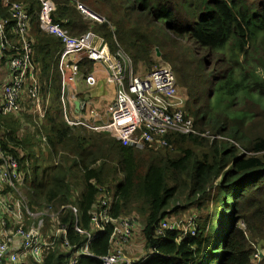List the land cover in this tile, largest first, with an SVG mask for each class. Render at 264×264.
I'll use <instances>...</instances> for the list:
<instances>
[{"label":"trees","instance_id":"obj_1","mask_svg":"<svg viewBox=\"0 0 264 264\" xmlns=\"http://www.w3.org/2000/svg\"><path fill=\"white\" fill-rule=\"evenodd\" d=\"M12 1L25 4L32 16L46 115L37 120L27 109L32 106L37 114L26 90L21 112L1 120L7 128L0 130V145L20 161L22 190L33 210L52 206L58 213L55 222L44 218V233L62 223L71 246L62 247L59 239L41 263H28L70 264L76 258L77 264H103L113 226L94 232L93 257L81 255L88 238L76 231L73 211L61 209L74 206L80 229L88 232L104 192L113 219L143 220L147 257L141 264H251L252 244H264V0H79L105 18L102 24L85 19L69 0H54V22L73 36L89 31L103 36L111 50L118 43L139 74L164 60L184 89V110L195 128L221 137L170 134L169 147L160 150L124 147L110 133L74 129L64 121L58 71L62 44L39 29L37 2ZM8 17V9L0 8V19ZM25 113L36 120L31 127L24 125L31 118ZM42 144L46 149H40ZM42 161L47 165L40 166ZM210 204L213 211L198 221L195 236L183 231L156 235L171 213Z\"/></svg>","mask_w":264,"mask_h":264},{"label":"built area","instance_id":"obj_2","mask_svg":"<svg viewBox=\"0 0 264 264\" xmlns=\"http://www.w3.org/2000/svg\"><path fill=\"white\" fill-rule=\"evenodd\" d=\"M85 19L99 24L105 18L92 12L79 0H69ZM40 10L34 14L39 19V29L42 33L54 37L62 44L58 56V71L61 77V105L64 121L74 129H84L89 132H107L121 142L124 147L145 148L157 150L169 147L167 137L170 134L196 135L206 137L208 132L200 133L193 118L184 110L185 100L179 95V85L172 67L168 64H155L151 71L139 74L131 56L117 44L111 50L109 42L98 34L89 31L81 36H73L61 23L54 22L53 15L57 11L54 0H34ZM0 8L8 9L9 17L0 19V63L4 62L9 71L7 83L1 89L0 130H4L1 120L21 112L22 96L27 90L29 98L40 120L46 115L41 97L40 70L34 62V39L31 36L32 16L25 4L12 0H0ZM91 63L92 68L85 71V64ZM105 73L106 81L112 85V96L107 105L94 98H82L99 86V75ZM84 87V94L79 95L78 86ZM79 102V108L76 103ZM214 138V137H213ZM220 139L221 137L218 136ZM2 187H8L17 196L18 220L22 224L18 228L5 227L0 237V262L20 264L18 251L12 250L16 239H20V248L25 256H32L40 263L55 242L62 239V247L70 249L67 241L68 229L62 223L52 226L51 234L44 233V218L54 222L58 213L52 206L40 208L37 211L30 206L24 195L23 177L20 171V161L6 153L0 145V192ZM97 209L93 211L91 229L82 231L79 227L78 210L70 208L75 216V229L84 234L88 242L80 254L93 257L89 247L94 240L95 231H104L107 226H113L110 239L111 250L102 259L103 264H134L123 247L129 243L134 232L133 222L128 218L117 220L111 217V204L104 192L98 199ZM11 205L0 194V209L9 214ZM33 221L26 224L24 217ZM196 217L191 218L188 226L181 229L177 223L164 219L157 227L156 235L165 237L169 232L183 231L196 235ZM241 227L246 229L244 223ZM254 252L251 264H263L264 244H252ZM33 259V260H34ZM142 262V261H141ZM70 264H77L76 258Z\"/></svg>","mask_w":264,"mask_h":264},{"label":"rangeland","instance_id":"obj_3","mask_svg":"<svg viewBox=\"0 0 264 264\" xmlns=\"http://www.w3.org/2000/svg\"><path fill=\"white\" fill-rule=\"evenodd\" d=\"M150 20H152V18H150ZM144 25H146V24L143 23V26ZM150 25L152 26L153 24L151 23ZM163 27L166 28V26H163ZM159 62H160V64H167L164 60H160ZM86 70L89 71V65H85V71ZM140 73L145 74V71H143L141 69V72ZM8 74H9L8 69H7V71L5 73H2L1 74V76H2V84L0 85V91H1L2 87L8 81V77H9ZM112 88H113L112 85H110L106 81V79H103L100 82V85L97 88H95L92 91V93H88V95H83L82 98L88 97L89 100L90 99H93L94 100V96H95L97 99H99V101L102 104L107 105L109 98L112 96ZM183 90L181 88H179V95L185 100V97L186 96H185V93H184ZM27 109H29L35 115V117H36L37 120H40L38 118V115L33 112L32 106H30V108L27 107ZM25 116H30L32 118V120H33V115H30L28 113H25ZM86 132H89V131H86ZM206 132H208V135L206 137H202V138L210 139L211 141L219 139L218 136L213 135L210 130H208ZM90 133H92V132H90ZM94 133H97V132H94ZM40 149L43 150V149H46V148H44L43 147V144H42V146L40 147ZM42 154L45 156V158H48V156H49V153H47V152L45 153L44 151H42ZM43 160H44V157H43ZM48 161H49V159H48ZM42 164L47 165V163L44 162V161H42L40 163V166ZM120 181H121V176H118V184L120 183ZM81 190H82V187L81 186L79 188H75V191L77 192V196L80 194ZM212 211H213V208H212V205L211 204L209 205V207L204 206L202 208L199 205H197V206H194V207L189 208L185 212H180L178 214L171 213L168 216V219L171 222H174V223L179 224L181 226V229H182V228H185V227L188 226V222L193 217H196L195 223H196V226H197L198 221L204 220L205 218H207L208 216H210L211 213H212ZM127 218H129L131 220H134V221L137 220L136 223H135V225H138V226H134V229H133L134 232H133L132 238L129 241V243H127V244L124 245L123 249H124L125 252L127 250H129L126 254L133 260L134 264H141V261L145 257H147V251L142 249V240H143V238H142V235H141L142 228L140 227L141 225L144 226V222L141 219V217H139V216H130V217H127ZM222 232H223V229L221 230V233ZM138 239H140V240H138Z\"/></svg>","mask_w":264,"mask_h":264},{"label":"crops","instance_id":"obj_4","mask_svg":"<svg viewBox=\"0 0 264 264\" xmlns=\"http://www.w3.org/2000/svg\"><path fill=\"white\" fill-rule=\"evenodd\" d=\"M114 51V50H113ZM155 52H156V49H155ZM157 58H161V57H158V55H156ZM7 71V68L4 64H0V85L2 84V76L1 74L2 73H5ZM9 76V74H8ZM99 78H100V82L103 80V79H106V75L105 73H101L99 75ZM100 85V83H99ZM113 89V88H112ZM84 87L83 86H78V91H79V95H83L84 94ZM1 91H0V101H1ZM94 98L96 100L99 101V99H97L95 96ZM100 102V101H99ZM6 119V118H5ZM26 122H24V125L26 127H31V124H35L36 120L34 119L33 117V120L32 118H25ZM2 126L6 129L7 127L2 123ZM1 190H3V193L4 194H7V195H2V198L9 202V204L12 206L11 209H10V212L9 214H6L4 213L1 209H0V237H2V231L5 227L7 228H10L13 229V228H18L19 226H21L22 224L19 222L18 220V217H17V214H18V211H19V208H18V204H17V197L15 195H13L10 191H8V189H6L5 187H2ZM24 220H25V223L26 224H32L33 221L31 219H29L28 217H24ZM135 226H138V225H135ZM140 226V225H139ZM142 228V231H141V235H142V249L145 250V241H144V237H143V229H144V226L141 225L140 226ZM140 240V239H138ZM137 240V241H138ZM20 244H21V241L20 239H16V241L14 242V244L12 245V250L13 251H18L19 253V257H20V261L21 263L20 264H29L28 263V260L29 259H34L32 256H25L24 253L22 252L21 248H20ZM129 250L126 251V253L128 252ZM145 259V258H144ZM143 259V260H144ZM35 262L37 263H40L37 259H34Z\"/></svg>","mask_w":264,"mask_h":264},{"label":"bare ground","instance_id":"obj_5","mask_svg":"<svg viewBox=\"0 0 264 264\" xmlns=\"http://www.w3.org/2000/svg\"><path fill=\"white\" fill-rule=\"evenodd\" d=\"M174 134H176V133H174ZM178 135H181V134H178ZM188 136V135H187ZM129 148H133V147H129ZM147 147H145V148H143V149H141V148H133V149H138V150H144V149H146ZM127 218V217H126ZM129 219V218H128ZM131 220V219H130ZM132 222H133V226H135V223H136V221H134V220H131ZM104 258V257H103ZM102 258V259H103Z\"/></svg>","mask_w":264,"mask_h":264},{"label":"water","instance_id":"obj_6","mask_svg":"<svg viewBox=\"0 0 264 264\" xmlns=\"http://www.w3.org/2000/svg\"><path fill=\"white\" fill-rule=\"evenodd\" d=\"M156 52H157L158 57H161V52L159 51V49H156ZM79 106H80V103L77 102L76 107L79 108Z\"/></svg>","mask_w":264,"mask_h":264}]
</instances>
